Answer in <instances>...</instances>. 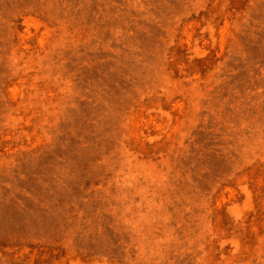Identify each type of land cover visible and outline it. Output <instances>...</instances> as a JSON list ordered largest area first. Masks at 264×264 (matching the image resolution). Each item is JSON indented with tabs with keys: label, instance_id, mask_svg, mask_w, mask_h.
Listing matches in <instances>:
<instances>
[{
	"label": "rangeland",
	"instance_id": "obj_1",
	"mask_svg": "<svg viewBox=\"0 0 264 264\" xmlns=\"http://www.w3.org/2000/svg\"><path fill=\"white\" fill-rule=\"evenodd\" d=\"M0 264H264V0H0Z\"/></svg>",
	"mask_w": 264,
	"mask_h": 264
}]
</instances>
